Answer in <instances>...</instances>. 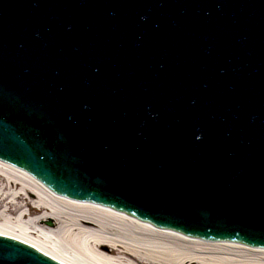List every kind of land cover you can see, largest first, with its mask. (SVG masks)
<instances>
[{"label":"water","instance_id":"95a60500","mask_svg":"<svg viewBox=\"0 0 264 264\" xmlns=\"http://www.w3.org/2000/svg\"><path fill=\"white\" fill-rule=\"evenodd\" d=\"M0 159L264 247V0H0ZM38 249L0 234V264H63Z\"/></svg>","mask_w":264,"mask_h":264},{"label":"bare ground","instance_id":"6f19581e","mask_svg":"<svg viewBox=\"0 0 264 264\" xmlns=\"http://www.w3.org/2000/svg\"><path fill=\"white\" fill-rule=\"evenodd\" d=\"M47 219L55 226L40 225ZM0 234L64 264H264V247L156 228L111 207L59 195L2 160Z\"/></svg>","mask_w":264,"mask_h":264},{"label":"rangeland","instance_id":"374dc122","mask_svg":"<svg viewBox=\"0 0 264 264\" xmlns=\"http://www.w3.org/2000/svg\"><path fill=\"white\" fill-rule=\"evenodd\" d=\"M8 217L10 218V219H12L14 216L13 215H9L8 214ZM40 225H49V226H55V222H54V220H52V219H47V220H45L44 222H40Z\"/></svg>","mask_w":264,"mask_h":264}]
</instances>
